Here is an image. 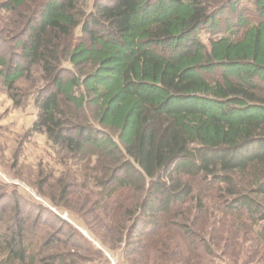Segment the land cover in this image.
<instances>
[{"label": "trees", "instance_id": "16d2710c", "mask_svg": "<svg viewBox=\"0 0 264 264\" xmlns=\"http://www.w3.org/2000/svg\"><path fill=\"white\" fill-rule=\"evenodd\" d=\"M87 1L2 5L38 7L23 31L9 35L19 61L0 55V78L17 105L15 84L29 79L33 66L40 69L32 130L71 154L92 146L123 173L112 177L111 190L130 198L113 207L126 245L131 234L159 235L162 216L174 217L196 200L188 178L199 176L217 185L212 206L223 219L245 215L253 229L259 224L245 243L264 248V0H250L251 20L238 12L243 0H92L89 7ZM226 14L233 20L223 27ZM63 104L77 119L93 108L95 124L72 122ZM95 186L103 193L111 182L102 177ZM196 201L192 225L204 231L209 210ZM30 207L29 216H14V228L0 234V264H74L57 238L35 239L50 211ZM35 211L41 216L30 221ZM186 216L171 226L190 236ZM157 243L146 252H157Z\"/></svg>", "mask_w": 264, "mask_h": 264}, {"label": "rangeland", "instance_id": "374dc122", "mask_svg": "<svg viewBox=\"0 0 264 264\" xmlns=\"http://www.w3.org/2000/svg\"><path fill=\"white\" fill-rule=\"evenodd\" d=\"M91 1H87L88 7ZM5 2L0 0V55L12 59L14 65L19 61V50L9 35L23 31L28 18L38 15V7L8 10L2 8ZM238 12L248 20L255 16L250 0H243ZM228 20L233 19L226 14L221 25L224 27ZM201 38L206 44L208 36L201 34ZM40 78L39 67L33 66L30 78L15 84L19 105L10 98L0 78V234L14 228L11 218L22 219L30 215V206L42 205L50 214L41 216L36 211L31 214L30 221L41 216L35 239L57 238L58 249L74 255V264H264V248L253 242L245 243L254 237L259 224L253 229L245 215L223 219L212 206L217 201V185L210 186L199 176L188 179L193 197L202 200L209 210L207 219L200 222L204 231L192 225L197 205L193 200L181 205L174 217L162 216L160 234L155 238L142 239L131 234L128 244L123 243L120 232L123 221L113 207L129 202L130 198L121 190H111L117 187L112 177L121 179L123 173L117 172L118 167H113L109 158L92 146H85L80 154H71L66 148L55 145L44 132L32 130L37 115L33 100L43 86ZM63 109L74 123L95 124V111L91 107L84 109L83 119H77L76 113L64 104ZM102 177L111 182L103 193L95 186ZM21 210L23 213L17 215ZM185 212L187 224L193 229L190 236L184 234L186 237L171 226L172 221L184 218ZM64 223L68 227H64ZM154 241L158 242L157 252H146ZM203 243L211 245V254L204 253Z\"/></svg>", "mask_w": 264, "mask_h": 264}]
</instances>
